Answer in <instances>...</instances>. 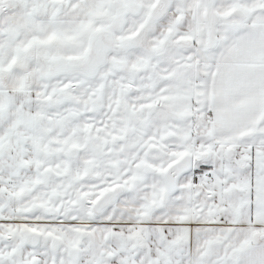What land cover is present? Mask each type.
<instances>
[{
  "label": "snow or ice",
  "instance_id": "6c2138e0",
  "mask_svg": "<svg viewBox=\"0 0 264 264\" xmlns=\"http://www.w3.org/2000/svg\"><path fill=\"white\" fill-rule=\"evenodd\" d=\"M0 264H264V0H0Z\"/></svg>",
  "mask_w": 264,
  "mask_h": 264
}]
</instances>
